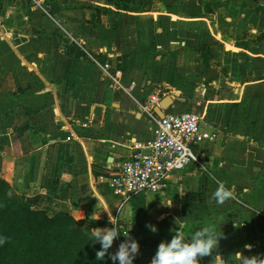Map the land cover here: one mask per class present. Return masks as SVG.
<instances>
[{
    "label": "crops",
    "instance_id": "0c3cea01",
    "mask_svg": "<svg viewBox=\"0 0 264 264\" xmlns=\"http://www.w3.org/2000/svg\"><path fill=\"white\" fill-rule=\"evenodd\" d=\"M222 1L0 0V178L50 217L116 228L115 253L137 241L133 264L210 224L221 264H264V0L213 8ZM154 97L155 115L170 97L164 115L193 113L219 134L164 192L122 203L108 180L152 140L142 106ZM221 185L232 198L218 204Z\"/></svg>",
    "mask_w": 264,
    "mask_h": 264
},
{
    "label": "trees",
    "instance_id": "16d2710c",
    "mask_svg": "<svg viewBox=\"0 0 264 264\" xmlns=\"http://www.w3.org/2000/svg\"><path fill=\"white\" fill-rule=\"evenodd\" d=\"M229 2L212 6L224 7ZM36 206L35 199L17 196L0 178V235L6 237L0 245V264H113L111 256L116 253L110 248L104 260L96 259L101 245L90 241L89 226L63 213L50 217Z\"/></svg>",
    "mask_w": 264,
    "mask_h": 264
},
{
    "label": "built area",
    "instance_id": "2783aa9c",
    "mask_svg": "<svg viewBox=\"0 0 264 264\" xmlns=\"http://www.w3.org/2000/svg\"><path fill=\"white\" fill-rule=\"evenodd\" d=\"M87 57L91 63H98L96 56L88 54ZM102 69L113 86H121L122 70L112 68L109 62L103 63ZM157 103L154 97L142 106L155 125L152 140L145 145L133 144L130 160L108 180L109 188L122 203L139 194L164 192L169 178L195 161L192 147L203 142H215L218 137L217 130L203 124L193 113L171 112L163 118L157 117L152 110Z\"/></svg>",
    "mask_w": 264,
    "mask_h": 264
},
{
    "label": "clouds",
    "instance_id": "9594fccd",
    "mask_svg": "<svg viewBox=\"0 0 264 264\" xmlns=\"http://www.w3.org/2000/svg\"><path fill=\"white\" fill-rule=\"evenodd\" d=\"M214 198L218 204H223L226 200L232 198V193L223 185L214 193ZM173 200H170L166 206L171 207ZM109 220L115 224V218L109 213ZM152 232H156L154 225L146 224ZM234 227L239 228L237 223ZM120 235L116 228L111 230L95 229L91 232L90 241L95 240L100 243L101 250L96 252V259L102 261L108 249L112 246L114 238ZM223 235V234H222ZM221 234H218L216 227L213 225L201 226L192 232L189 239H185L182 233H175L170 242L162 241L158 245L155 256L151 259L150 264H200V260L205 257H212L213 264H221L223 261L221 255L217 253ZM6 237L0 235V245L4 244ZM139 252V244L135 240L122 243L118 252L111 256L113 264L118 260L119 264H133V259ZM256 258L244 257L241 264H255Z\"/></svg>",
    "mask_w": 264,
    "mask_h": 264
},
{
    "label": "water",
    "instance_id": "95a60500",
    "mask_svg": "<svg viewBox=\"0 0 264 264\" xmlns=\"http://www.w3.org/2000/svg\"><path fill=\"white\" fill-rule=\"evenodd\" d=\"M172 100L170 97L164 98L159 104L158 107L156 108L155 112L156 115H158L159 118H163L164 112L172 108Z\"/></svg>",
    "mask_w": 264,
    "mask_h": 264
},
{
    "label": "rangeland",
    "instance_id": "374dc122",
    "mask_svg": "<svg viewBox=\"0 0 264 264\" xmlns=\"http://www.w3.org/2000/svg\"><path fill=\"white\" fill-rule=\"evenodd\" d=\"M196 146H193L192 147V150H194V148H195ZM111 190V189H110ZM111 192H112V190H111ZM112 194H113V192H112ZM113 196H114V194H113ZM116 197V196H115ZM116 198H118V197H116ZM120 199V198H119Z\"/></svg>",
    "mask_w": 264,
    "mask_h": 264
}]
</instances>
